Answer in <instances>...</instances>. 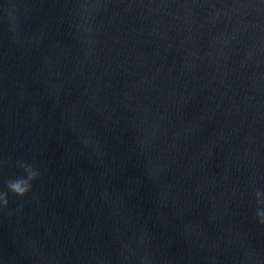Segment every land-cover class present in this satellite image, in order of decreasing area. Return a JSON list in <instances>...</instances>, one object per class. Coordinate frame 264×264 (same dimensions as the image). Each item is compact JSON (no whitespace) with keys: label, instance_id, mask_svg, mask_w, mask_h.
<instances>
[{"label":"water","instance_id":"95a60500","mask_svg":"<svg viewBox=\"0 0 264 264\" xmlns=\"http://www.w3.org/2000/svg\"><path fill=\"white\" fill-rule=\"evenodd\" d=\"M0 264H264V0H0Z\"/></svg>","mask_w":264,"mask_h":264},{"label":"clouds","instance_id":"9594fccd","mask_svg":"<svg viewBox=\"0 0 264 264\" xmlns=\"http://www.w3.org/2000/svg\"><path fill=\"white\" fill-rule=\"evenodd\" d=\"M32 178H35V174H33V177ZM21 183L22 182H18V183H15L13 185H11V187L20 195H23L25 191H27V187H22L21 186Z\"/></svg>","mask_w":264,"mask_h":264}]
</instances>
